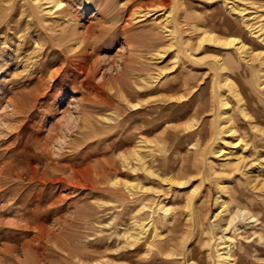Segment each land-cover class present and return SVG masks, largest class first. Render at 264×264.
<instances>
[{"label": "rangeland", "instance_id": "374dc122", "mask_svg": "<svg viewBox=\"0 0 264 264\" xmlns=\"http://www.w3.org/2000/svg\"><path fill=\"white\" fill-rule=\"evenodd\" d=\"M62 1L64 10L72 12L70 20L58 13L41 15L38 4L34 11L41 26L18 15L8 23L5 5L13 1L0 0V264H225L216 256V238L226 217L213 221L218 195L230 214L246 211L236 213L224 234L230 237L225 241L234 263L264 264V43L243 24L235 27L241 17L229 10L232 0H178L175 13L185 11L186 16L176 15L170 48L159 22L146 14L150 9L174 10L170 3ZM234 2L239 8L264 10V0ZM134 10L146 15L132 19ZM202 24L223 40H244L247 65L233 45L226 49L200 43L195 25ZM101 26L107 32L90 41L82 59L66 61L73 51L40 45L46 32L52 37L58 32L98 35ZM158 47L165 53L155 59L151 54ZM213 56L224 61L225 70L217 68ZM221 72L239 96L221 85ZM143 76L145 90L131 84ZM222 98L227 103L223 108ZM222 112L240 140L234 150L258 163L254 188L237 179L239 174L217 154L202 153L204 142L224 149L216 135L213 140ZM84 120L92 127L84 128ZM140 137L148 141L145 151L155 172L174 181L190 177V182L169 188L159 178L143 175L139 181L148 192L137 194L143 201H133L136 197L123 189V182L131 180L128 171H120L118 184L111 185L109 163L119 168V155ZM94 182L98 186L90 188ZM157 199L166 215L160 211L151 218L147 211L137 212ZM163 216L168 222L160 221ZM142 220L145 232L129 246L127 234Z\"/></svg>", "mask_w": 264, "mask_h": 264}, {"label": "bare ground", "instance_id": "6f19581e", "mask_svg": "<svg viewBox=\"0 0 264 264\" xmlns=\"http://www.w3.org/2000/svg\"><path fill=\"white\" fill-rule=\"evenodd\" d=\"M9 1V0H7ZM13 1V3L9 4L8 3V7L6 8L7 5H5V10H7L6 14L10 16L8 17V23L10 22H13L14 21V17L18 15L17 19H22V18H27L29 19L30 18V22L32 21L33 23H36L38 25H41L43 24L42 22H40L39 18L37 17V15L35 14V6L38 5V4H42L41 6H43L41 9H40V13L41 15H45V14H52V13H58V16L60 17V19H68L70 20L69 18L72 16V12L70 10H64V7H63V1L62 0H16V4H14V1L15 0H11ZM163 5L168 6V3L172 4L174 7V10L172 9H161V10H151L148 11L146 14H149L152 19L151 20H156L159 22L160 24V27L161 29L163 30V32L165 33V36L167 38V42H168V47H172V45L175 43V40H174V31H175V28L177 26L176 24V13L177 12L176 10L179 9L177 8L179 6V2L178 0H173V1H169V0H160ZM213 1V0H212ZM226 1V0H225ZM109 2V1H107ZM106 2V3H107ZM210 2V1H209ZM110 3V2H109ZM108 3V4H109ZM183 3V2H182ZM5 4V3H4ZM7 4V3H6ZM104 4V3H103ZM230 7H229V10H234L235 12H237L240 17H241V21L239 23L238 26L235 25L236 28L238 29H242L240 28L241 24H243L246 28V30L248 31V33L253 36L254 38H256L257 40H259L260 42L264 43V10L261 12L257 9H254L253 7H251V9L253 8L254 10H247L245 7L243 8H239L238 5L234 2V0L230 1ZM29 5V6H28ZM107 5V4H106ZM4 6V5H3ZM110 7V5H107ZM183 6V4L181 5V7ZM87 7V5H86ZM164 7V6H163ZM180 7V8H181ZM190 7V6H189ZM88 8V7H87ZM256 8V7H255ZM3 9V8H2ZM114 9V7H113ZM4 10V11H5ZM58 10V11H57ZM215 10V9H214ZM57 11V12H55ZM213 11V10H212ZM3 12V10H2ZM185 12V11H184ZM183 12V14H184ZM218 12V11H216ZM215 12V13H216ZM0 13H1V10H0ZM141 10L137 11V10H134L133 13L131 14V17L133 19V16L134 14H138L137 17L135 18H138V17H144V15L146 14H141ZM182 13V12H181ZM180 13V14H181ZM186 13V12H185ZM2 14V13H1ZM0 14V15H1ZM179 14V12H178ZM182 14V16H183ZM4 14H2L3 16ZM116 15V14H115ZM1 16V17H2ZM182 16H178L177 17H182ZM186 16V14H185ZM183 16V18L185 17ZM5 17V16H4ZM129 16V18H131ZM147 17V16H146ZM114 18V17H113ZM134 18V19H135ZM104 19V18H103ZM3 20V19H2ZM254 21V20H257V22L255 24L258 23V25H254V23H250V21ZM249 21V22H248ZM22 22V21H21ZM29 22V24H30ZM62 22V21H61ZM64 22V21H63ZM62 22V24H63ZM66 22V21H65ZM157 22V23H158ZM4 23V22H3ZM7 23V22H6ZM69 23V22H68ZM131 23V22H130ZM130 23L128 22V26H130ZM158 24V25H159ZM179 24V23H178ZM2 25V24H1ZM20 25V24H19ZM59 26V24H57ZM35 26V25H34ZM42 26V25H41ZM62 26V25H61ZM104 26V25H103ZM152 26V25H151ZM150 26V28H151ZM203 28H201V26L199 25H195V27L197 28V30H199V33H200V37L198 39V41L201 43V42H207L208 44H212L215 46H219L221 45V47L223 46V48H226V47H230L229 45H233L234 46V53L237 54V56L244 61V63L246 64L248 59H247V53H246V50H245V44L242 43L243 41L237 39L236 37H231L230 39H221L220 37L217 36V34L213 33L212 31H209L210 28L209 26L206 24H202ZM206 26V27H205ZM19 27V26H18ZM40 27V26H39ZM46 27V26H45ZM48 27V26H47ZM131 27V26H130ZM156 27V26H155ZM153 28V27H152ZM195 28V30H196ZM46 29V28H45ZM48 29V28H47ZM51 29V28H49ZM63 29V28H62ZM123 29H125V27H123ZM205 29V30H204ZM6 30V29H5ZM3 30V31H5ZM66 30V29H65ZM99 30V29H97ZM101 31L99 32L98 35H94V32H90L88 31L85 35H82V34H79V37H73L71 34H68L66 33V31H64L66 34H64L63 32L61 34L58 35H55V36H51L50 33L48 34L46 32V39L44 41H41L40 45L43 46L45 45L46 47L47 46H50L49 48H51L53 45H57V47L59 46L62 51H64L65 53H68V52H72L73 51V55L70 54V57L69 58H66V61H70L69 59H71V61L75 58L77 59H82L84 54H85V51H86V47L89 45V44H92L90 43V41L94 40V42L98 41L99 39H101L103 37V35L107 32L108 28H104L101 26ZM146 30V29H145ZM148 30V29H147ZM178 30V29H176ZM194 30V31H195ZM44 31V30H43ZM123 31V30H122ZM125 31V30H124ZM57 32V31H56ZM70 32V31H69ZM149 32V31H148ZM198 32V31H197ZM96 33V32H95ZM125 33V32H124ZM144 33V32H143ZM148 34V33H147ZM154 39V38H153ZM39 41V40H38ZM205 43V44H207ZM228 45V46H227ZM247 45V44H246ZM248 46V45H247ZM74 47V48H73ZM159 48V47H158ZM157 49V51L153 54H151L153 57H155V59H160L161 56L163 55L164 56V53H165V50L159 48V50ZM231 48V47H230ZM227 49V48H226ZM185 50V49H184ZM82 54V55H81ZM68 56V55H67ZM88 56V55H87ZM213 57H216V56H213ZM153 59V58H152ZM80 61V60H79ZM159 61V60H158ZM215 61L217 62V68L221 71V70H225L224 69V61H222L221 58H219V56H217L215 58ZM231 62V65L233 64V62H236L238 63L237 60H230ZM65 62V61H64ZM229 61L226 59V62L225 63H228ZM72 63V62H71ZM77 64V63H76ZM216 65V63H215ZM247 65V64H246ZM73 68V67H72ZM75 69V68H74ZM72 69V70H74ZM218 70V71H219ZM252 70V69H251ZM74 72V71H73ZM161 73V72H160ZM53 74V73H51ZM133 77V76H131ZM129 77V79L131 78ZM139 77V76H137ZM220 77H221V80H220V83L222 86H225L228 87L229 90L232 91V94L233 95H236V96H239L240 93L239 91L236 90V88L234 89L232 86L233 83L230 82V79L226 76V72L225 73H222L220 74ZM135 78V77H134ZM219 79V78H218ZM67 81V80H66ZM74 81V80H73ZM128 82V81H126ZM133 85H135L137 88H143L145 86V83H147V78L146 77H140L139 80L138 78H135L133 81H131ZM72 83V82H71ZM124 83V82H123ZM130 84V83H129ZM124 85V84H123ZM147 85V84H146ZM234 85V84H233ZM263 85V84H262ZM78 86V85H77ZM80 86H82V84H80ZM115 86V85H114ZM114 86H110V89L111 88H114ZM117 86V89L119 88V90L121 89V86H120V83L118 82L116 84ZM115 86V87H116ZM126 86L129 88L130 85L126 84ZM134 87V86H133ZM135 87V88H136ZM38 88V87H37ZM136 88V89H137ZM115 89V88H114ZM146 88L144 87V90ZM227 89V88H226ZM127 90V89H126ZM138 90V89H137ZM35 91V90H34ZM39 91V90H38ZM37 91V92H38ZM122 91V90H120ZM125 91V90H124ZM128 91V90H127ZM227 91V90H226ZM31 92V91H30ZM36 92V94H38ZM33 93V92H32ZM124 93V92H123ZM121 93V95H125ZM129 94V93H128ZM219 95V94H218ZM221 95V94H220ZM30 96V95H29ZM127 96V95H126ZM181 96V95H180ZM235 96V97H236ZM38 97V96H37ZM210 97V96H209ZM222 96H220L221 98ZM34 97H32L30 100H34L33 99ZM225 98V97H223ZM223 98L220 100V104L222 106H225L227 103L223 100ZM106 99V98H105ZM104 99V100H105ZM99 100V99H97ZM108 100V99H107ZM35 101V100H34ZM29 102V101H28ZM134 106H136V108H140L139 106V103H136ZM135 108V109H136ZM223 108V107H222ZM221 109V108H220ZM227 113V112H226ZM225 112H222V113H219V117L216 119L217 120V125L215 126V134H214V139L215 138V135L218 137L220 143L219 144H222L224 145V149L218 147L216 149H211L212 147L207 143V142H204V145L202 147V153L206 152L207 154L210 153H213V154H217L222 161H224V164L226 166L229 167V169H231L232 173H238L239 176L237 179H241L243 183H246L247 185L251 186L254 188V186L256 187V182H258V174H257V168H258V163H256V161L254 160H251L249 162H247V159L246 157H244L239 151L237 150H234L235 147L238 146L240 140L238 137H236V131L234 129H232L228 124L230 122L228 116L225 117ZM214 123V122H213ZM84 128H91L92 126L90 125L89 121L87 120H84L83 121V124ZM202 131V130H201ZM200 132H195V134H199ZM122 134V132H121ZM201 134V133H200ZM124 136V135H123ZM205 136V134H204ZM220 136V137H219ZM93 137V135H92ZM88 138H91V137H88ZM123 140V139H122ZM137 140V139H136ZM211 140V139H210ZM147 140L146 138H143V137H140V139H138L137 141H135L132 145H131V148L130 150L126 151V152H123L121 153L119 156V158L121 159L120 160V167L118 168V166L115 164V163H109V167L113 170V178H109L110 180V184L111 185H117L118 184V180L116 179V175L120 172V171H123V170H126L128 171L130 174H131V180H125L123 182V189L124 190H127V192H129V196H131V198H134V196L136 197V199L133 201H138V200H141L143 201L142 199H140V197H137V194L138 193H141L142 195L146 194L148 192V189L147 187H145L144 185H142L140 183V178L143 177V175H151V176H154V177H157L160 179V181L166 183L167 185H169L168 187H172L177 185L178 186H182V185H185V184H188L190 182V177L189 179H185V181L183 180H180V181H174L171 177L167 176V175H160L159 173L155 172L153 170V166H151L150 162L148 161L147 159V154H146V149H147ZM83 143V142H81ZM213 143V142H212ZM79 146V145H77ZM239 150V149H238ZM201 153V152H200ZM205 153V154H206ZM250 160V159H249ZM54 165V164H53ZM222 165V164H221ZM60 166V165H59ZM63 166V165H61ZM55 167V166H54ZM58 167V166H56ZM64 167V166H63ZM69 167V166H68ZM74 168V167H73ZM61 169V168H60ZM55 171L56 168H55ZM64 171V170H63ZM73 171V170H72ZM74 172V171H73ZM76 172V171H75ZM99 175V174H97ZM104 175H108V174H104ZM109 177V175H108ZM105 178V177H104ZM108 179V178H107ZM103 180V179H102ZM144 181V179H143ZM239 180H237L238 182ZM106 182V181H104ZM218 183V182H217ZM220 183V182H219ZM218 183V185H220ZM240 183V182H239ZM93 184V183H92ZM223 185V184H222ZM263 185V184H262ZM98 184L94 182L93 185H90L89 187L90 188H94V187H97ZM190 186V185H189ZM240 186V185H239ZM237 188V186H236ZM151 190V189H150ZM168 190V189H167ZM192 192L194 191V189H191ZM113 192V194H118V195H123L120 191H111ZM226 192V191H225ZM188 193V192H187ZM195 193V192H194ZM193 195V194H192ZM236 195V194H235ZM145 196V195H144ZM142 197V196H141ZM233 197V196H232ZM18 198V196H17ZM16 198V199H17ZM238 199H241L242 196L239 195L237 197ZM234 199V197H233ZM18 200V199H17ZM22 200V199H21ZM30 200V199H29ZM191 200L188 199L187 201L189 202ZM216 200L218 201V205H217V208L216 210H214V213L212 214L213 215V221L216 220L220 215H226V217H222V219H224L225 221V224L220 226L219 230H220V233L221 235H219L216 239L220 240V242H218L216 244L217 248H216V251H217V255L218 258H220L222 260V262L224 261L225 264H235L234 263V257L233 255H231V247H230V244H228V242L225 241V238L226 239H230L229 236L227 235H224L227 231H229V227L230 225L232 224L233 220H234V216L236 215V213L238 215L246 212L245 210H242V209H237V211L235 212V215L234 213L233 214H230L229 213V210L228 208L226 207L225 205V202L223 201V199L221 198V195H218L216 197ZM140 201V202H141ZM40 203V202H39ZM31 204V203H30ZM189 204V203H188ZM39 206V204H37ZM36 205V206H37ZM141 205V204H140ZM34 208V207H33ZM165 208V207H164ZM137 209V207H136ZM163 207H162V200L161 201H158V199L156 200V202H154V204L152 203V206H147V204H142V206L138 209L137 212L139 213H143L145 211H147L150 215H151V218L153 217V215L157 212H160V211H163V214L166 215V208L165 210H162ZM136 211V210H135ZM169 211V210H168ZM32 212V211H31ZM34 212V210H33ZM136 213V212H135ZM138 213V214H139ZM31 215V214H30ZM142 215V214H141ZM139 216V215H137ZM22 217V215H21ZM148 217V216H147ZM26 218V217H25ZM33 218V217H32ZM134 218V217H133ZM168 218V217H167ZM188 218V217H187ZM248 218V217H247ZM29 219V218H28ZM148 219V218H147ZM249 219H253L252 215L249 216ZM27 220V218L25 219V221ZM30 221V220H29ZM160 221L162 223H165V221H167V219L163 216L162 219H160ZM159 220H156V224L158 222H160ZM170 221V220H169ZM28 222V221H26ZM150 222V220H149ZM168 222V221H167ZM146 222L145 221H139V222H135L133 227L131 228L133 230V233L129 232L127 234V244L129 246H133L135 245L136 243H138V241H140V236L143 234V232H145V227H146ZM170 224V223H169ZM149 225V224H148ZM172 225H174L172 223ZM131 230V231H132ZM155 231V230H154ZM153 232V230H152ZM145 234V233H144ZM232 239V238H231ZM148 241V240H147ZM30 242V240H29ZM27 243L28 242H25L24 244H22V248L24 249V247H27ZM148 243V242H147ZM215 247V246H214ZM16 247H8V249L10 251H14ZM215 249V248H214ZM25 250V249H24ZM33 251V250H32ZM32 251H26V254L27 252H30L32 253ZM215 251V252H216ZM26 256V255H25ZM215 256V257H216ZM45 263V262H44ZM220 263V262H219Z\"/></svg>", "mask_w": 264, "mask_h": 264}]
</instances>
